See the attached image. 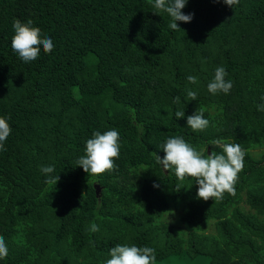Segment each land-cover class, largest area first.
Segmentation results:
<instances>
[{"label": "trees", "instance_id": "16d2710c", "mask_svg": "<svg viewBox=\"0 0 264 264\" xmlns=\"http://www.w3.org/2000/svg\"><path fill=\"white\" fill-rule=\"evenodd\" d=\"M182 12L192 20L172 30L149 0H0V116L12 129L0 151V264H105L116 244L154 248V264H264V0H187ZM15 19L32 20L53 51L22 61ZM220 66L233 88L213 95ZM198 109L210 123L195 132ZM111 129L117 168L89 176L76 162L93 132ZM174 136L205 155L214 139L240 144L235 195L205 201L193 178L157 163ZM49 165L56 185L40 170Z\"/></svg>", "mask_w": 264, "mask_h": 264}, {"label": "clouds", "instance_id": "9594fccd", "mask_svg": "<svg viewBox=\"0 0 264 264\" xmlns=\"http://www.w3.org/2000/svg\"><path fill=\"white\" fill-rule=\"evenodd\" d=\"M156 10L166 12L171 17L169 27L172 30H179L177 21L190 22L193 14H185L182 9L186 6L187 0H149ZM229 7H233L240 3V0H224ZM158 13V12H157ZM14 35L11 39L12 50L18 54L19 58L25 63H29L38 58L41 46L45 53H51L54 49V43L51 37L44 36L41 38V29L33 26V21L28 20L26 23L20 19L13 21ZM228 75L223 66L215 69L214 78L207 85V90L213 95L217 93L228 94L233 88L231 80H226ZM187 80L191 84L197 82L195 76L189 75ZM187 98L191 100L197 99V93L187 90ZM264 100V97L261 98ZM180 97H175V103H179ZM258 110L264 111V103L258 105ZM185 112L176 111L175 117H184ZM210 121L204 116V109H198L194 114L187 117V124L193 131H203L209 126ZM12 129L4 116H0V151L6 150L4 142L7 140ZM119 132L111 129L101 133L95 131L92 137L86 141L85 154L76 162V165L82 166L83 170L89 176H98L106 172L115 171L117 165L115 160L120 155ZM210 145L214 146L210 155H205L204 149L197 150L190 143L186 142L182 136L170 137L161 145L165 155L163 158L156 156L157 163L161 164L165 170H174L178 181L191 177L198 184L197 197L207 201L209 199L222 200L227 192L235 195V185L239 179V173L244 169L245 151L238 143H227L222 139H214L210 141ZM222 149L217 153L215 147ZM41 172L47 177L46 184H57L60 179L58 176L51 175L55 169L54 166H42ZM96 185L95 184V188ZM100 186V185H99ZM159 187V185H154ZM178 189L180 185L176 186ZM101 189V188H100ZM97 190V189H96ZM82 203V200H81ZM99 226L93 222L89 231L91 233L98 232ZM8 255V247L5 239L0 236V259L6 258ZM110 259L105 264H154L156 260L155 249L144 246L116 244L110 249Z\"/></svg>", "mask_w": 264, "mask_h": 264}, {"label": "rangeland", "instance_id": "374dc122", "mask_svg": "<svg viewBox=\"0 0 264 264\" xmlns=\"http://www.w3.org/2000/svg\"><path fill=\"white\" fill-rule=\"evenodd\" d=\"M158 264H211L210 259L207 256L201 257H171L170 261L160 262Z\"/></svg>", "mask_w": 264, "mask_h": 264}, {"label": "water", "instance_id": "95a60500", "mask_svg": "<svg viewBox=\"0 0 264 264\" xmlns=\"http://www.w3.org/2000/svg\"><path fill=\"white\" fill-rule=\"evenodd\" d=\"M209 151H210V149H209ZM96 189H97V194H99L100 191H101L100 186L99 185H96Z\"/></svg>", "mask_w": 264, "mask_h": 264}]
</instances>
